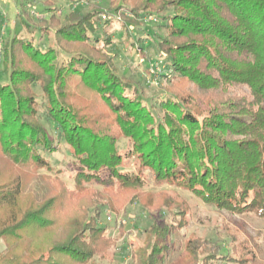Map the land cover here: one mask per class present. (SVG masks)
<instances>
[{
    "label": "trees",
    "instance_id": "1",
    "mask_svg": "<svg viewBox=\"0 0 264 264\" xmlns=\"http://www.w3.org/2000/svg\"><path fill=\"white\" fill-rule=\"evenodd\" d=\"M52 1H45L50 17L34 25L49 37L53 30L48 47L13 35L2 51L8 80L0 81V264L104 260L117 239L99 225L101 208L118 214L134 198L148 213L168 209L172 219L149 214L144 236L130 242L133 263L167 264L170 239L187 226L188 210L170 199L156 204L164 193L143 191L145 172L209 206L264 219V0L110 1L109 12L129 7L136 18L174 9L157 43L172 74L161 114L106 53L111 37L96 35L102 12L73 10L61 21ZM36 85L79 164L74 188L42 153L57 146L40 120ZM123 140L130 145L121 147ZM130 159L135 172L123 170ZM36 178L48 190L42 199L28 191ZM244 247L243 254H222L189 239L170 264L245 263L252 250Z\"/></svg>",
    "mask_w": 264,
    "mask_h": 264
},
{
    "label": "rangeland",
    "instance_id": "2",
    "mask_svg": "<svg viewBox=\"0 0 264 264\" xmlns=\"http://www.w3.org/2000/svg\"><path fill=\"white\" fill-rule=\"evenodd\" d=\"M46 0H0V81L6 82V76L1 75L2 51L7 40L13 35L24 39L33 38L34 43L41 49H46L51 43V37L34 28L42 18H49L51 13L46 10ZM111 0H53L57 11L56 17L64 20L71 11L77 10L82 13L91 12L94 9L106 14L108 19L99 20L97 37L102 39V32L107 31L111 37L112 44L105 48L106 53L112 56L121 76L128 77L136 82L143 93L144 102L154 105L156 113L161 114L158 102L167 96V86L170 83L171 66L170 60L159 53L157 43L161 37L166 35V20L164 17L172 15L174 9H169L161 15H149L144 12L136 18L129 11V7L119 12H109ZM29 18V19H28ZM22 19H25L22 21ZM24 21L29 22L34 28L30 33ZM110 21V24H105ZM102 43H99L101 46ZM34 90L37 93L39 103L40 120L48 130V133L55 140L57 151L53 154L42 152L48 158L55 171L61 170L59 176L70 187H75L73 179L79 164L71 155L68 145L65 143L60 128L48 116L41 89L36 85ZM130 145L129 141L123 140L121 147ZM128 145V146H129ZM123 170L137 171L135 159L127 161ZM40 175L46 172L39 171ZM144 192L150 194L164 193L154 198L156 204L184 203L187 207V226L173 235L170 239L174 245V251L168 257L167 264H170L182 251L185 242L189 239L200 238L213 246H219L222 254L242 252L246 245L250 253L246 255L245 263L221 262L218 264H264V219L257 215L235 214L227 210H221L205 204L192 192L169 183H157L151 172H145ZM43 181L40 178L34 179L28 191L34 192L40 199L44 198L48 190L42 188ZM92 187L99 188L93 184ZM100 189V188H99ZM169 205V204H168ZM142 205L139 198H134L131 203L125 206L118 214H115L107 207L101 208L99 225L107 228L109 236L117 239L115 248L107 253L106 259L96 258L94 264H134L131 255L130 242H137L144 236L145 228L152 223L149 214L155 217L161 215L170 222L168 209L159 213ZM92 214H95L92 209ZM5 248L4 242L0 239V252Z\"/></svg>",
    "mask_w": 264,
    "mask_h": 264
},
{
    "label": "built area",
    "instance_id": "3",
    "mask_svg": "<svg viewBox=\"0 0 264 264\" xmlns=\"http://www.w3.org/2000/svg\"><path fill=\"white\" fill-rule=\"evenodd\" d=\"M101 17H102L104 20H107V19H108V17H107L106 14L101 15Z\"/></svg>",
    "mask_w": 264,
    "mask_h": 264
}]
</instances>
